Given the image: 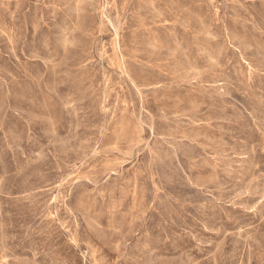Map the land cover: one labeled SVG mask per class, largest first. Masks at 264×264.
<instances>
[{
    "label": "rangeland",
    "instance_id": "obj_1",
    "mask_svg": "<svg viewBox=\"0 0 264 264\" xmlns=\"http://www.w3.org/2000/svg\"><path fill=\"white\" fill-rule=\"evenodd\" d=\"M0 264H264V0H0Z\"/></svg>",
    "mask_w": 264,
    "mask_h": 264
}]
</instances>
